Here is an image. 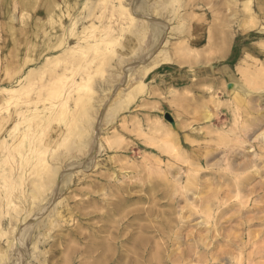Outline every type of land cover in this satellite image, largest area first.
Segmentation results:
<instances>
[{
	"label": "rangeland",
	"instance_id": "1",
	"mask_svg": "<svg viewBox=\"0 0 264 264\" xmlns=\"http://www.w3.org/2000/svg\"><path fill=\"white\" fill-rule=\"evenodd\" d=\"M7 1L4 14L0 12V79H9L15 74L16 52L19 51V56L25 61L27 56H32L39 47V44L35 47L29 44L26 46L25 40L29 36L24 35L23 31L29 30L30 24L39 17L36 16L35 9L39 8L42 0L37 4L36 0H33L27 8L20 0ZM62 1L64 0L57 1L60 8H63ZM76 1L77 4L70 8L71 11L63 16L64 24L61 28L63 44L74 46L75 49L73 52L67 51L59 61L55 60L56 65L48 63L46 68L42 69L44 74H40V71L31 74L33 76L30 75L28 79L30 83L26 82V88L30 90L27 95H24L26 89H23L22 93L18 92L21 95L17 100L28 97L30 101L31 98L40 101L39 108L32 112V118L27 115L24 119L18 116L11 120L10 110L15 108V101L8 110L0 108V111L4 112H0V131L5 130L3 134L6 135V142H0V264H109L105 258L96 259L92 254L76 253V245L84 247L88 243L86 238L80 240L76 237V228L88 233L94 230L91 225L96 222V219L87 220V216L82 214L91 210L92 206L81 205L78 209L76 202L85 201L90 195L100 196L104 188L91 185L104 167L109 173H117L115 176L119 180L115 183L123 184L129 194H132L127 197L138 194L137 196L146 199L153 195V199L144 201L126 199L124 209L127 211L124 210L121 214L127 215L121 216L124 222L132 217L135 210L138 212L142 208L143 211V208L152 206L155 213L150 220L142 219L138 222L154 228L159 227L165 232L168 229H163L161 222L168 221L169 216H172L171 230H168V233L179 237L180 241L171 247L175 253L166 259H154L156 263L150 257L148 259L152 260L151 262L140 261L138 264H239L241 257H250L251 254H254L258 264H264V74L243 77L240 73L242 56L239 57L241 60L238 65L235 62L229 63L235 78L239 79L245 88L254 91L246 97V104H240L231 93L230 80L225 78V72L217 65V62L220 64L219 61L223 62L227 57L215 60L211 55L213 52H210L218 46L219 40L217 35L210 38L213 32L209 31L215 25L220 27L219 24L224 19V22L229 20L227 24L231 25L229 29L232 30V27L236 26L237 14L234 17V11L218 7L217 0H212V4L204 0H122L121 4L127 5L130 14L140 19L137 25H128L117 8L119 0ZM228 4L232 5L230 2ZM209 7L214 10L213 17ZM11 14L15 16L14 21L10 19ZM50 14H45L36 21L39 24L37 39L35 37L37 41L50 35L53 42V37L58 34L56 30L59 26L48 22ZM218 14L220 15L217 16ZM260 21V26L248 29V35L245 36V42L254 48L249 52L259 59L258 62L264 61L263 54H255L257 50L264 51V38L256 34L261 33L257 27H264L263 19ZM152 23L160 25L161 34L163 33L162 37L159 36L161 42L157 49L163 50L169 59L181 60L175 65L186 70L185 74H180L184 80L179 83L187 85L202 78L205 82L199 85L201 91L178 88L179 83L174 78L177 72L173 68L170 70L172 64H164L168 67L167 71L159 75V79L165 78V83L148 78L149 73L144 78L140 75L142 87L141 84H133V87L129 83L126 85V82H116L122 69L154 66L153 57L147 54L152 44L151 28L148 25ZM8 27L12 29L7 31ZM94 29L96 33L93 32ZM129 39L133 40V46L129 44ZM61 47L63 45L57 51L61 50ZM53 54L57 55L59 52L48 55ZM41 57L37 60V66L39 63L46 64L45 57ZM163 57L164 55L160 56L159 60ZM172 59V62H168L176 63ZM260 64L261 62L259 66ZM30 65L32 62L24 65L25 72L32 69ZM51 71L56 72L54 74ZM212 71L219 74H213ZM187 74L193 76L187 78ZM2 86L1 84L0 87ZM109 86L111 88L108 90ZM67 87L70 89L66 90ZM77 88L81 90L78 91ZM128 90H132L134 98H131L130 94V97H126L124 91L127 94ZM36 92H40L39 96ZM33 93H36L37 97ZM0 95V101L5 99L4 104L6 98L11 96L7 97L3 91H0ZM17 96L18 94L12 95L8 99L12 101ZM42 101H47V106L43 105ZM102 104L108 107V111L106 108L100 111ZM43 110L63 113L61 118L64 121H58L54 116H45L47 112ZM206 110L211 114L209 120L203 119ZM80 116L83 120L78 119ZM92 119L96 127L92 124L90 126ZM86 123L88 124L85 125ZM6 129L12 131L10 136H7ZM26 129L31 130L25 131ZM23 134L26 137H23ZM91 142L96 143L93 149L96 146L97 156L91 151ZM99 143L103 146L113 144L114 147L109 151L102 148L97 153ZM138 145L140 148H137ZM50 151L59 154L61 159L60 162H54V165L49 164L55 167L54 172L47 169L48 165L45 163L52 154ZM91 159L103 161L104 164L94 168H91L90 164L87 167ZM18 160L21 161V172L23 171L24 176L22 178L17 177L15 170ZM244 165L246 169H243ZM249 174L252 177L248 183L239 187L232 186L233 178L238 180ZM177 179L181 182L178 183ZM105 182L107 184L106 180ZM151 186L154 188H150ZM54 190H57L56 194L51 197ZM168 190L171 192L170 196H164V192ZM203 199L205 202L201 206ZM59 201L65 202L73 209L68 216L57 221L51 215L54 203ZM213 201L216 202L215 205L212 204ZM207 205L213 206L205 208ZM30 206L32 212L25 218V211ZM180 221H186L182 230L177 228L184 223ZM27 227L30 229L28 228L26 234V248L24 245L19 247L16 238L21 234V230ZM177 230L181 232L178 233ZM200 235H203L202 247L196 252ZM156 239L163 242L158 236ZM9 240L17 243L19 250L14 243L13 248L7 249ZM183 250H188L190 254L180 257L177 252ZM243 264H246L245 260Z\"/></svg>",
	"mask_w": 264,
	"mask_h": 264
},
{
	"label": "bare ground",
	"instance_id": "2",
	"mask_svg": "<svg viewBox=\"0 0 264 264\" xmlns=\"http://www.w3.org/2000/svg\"><path fill=\"white\" fill-rule=\"evenodd\" d=\"M58 0H42V2H40V6L39 8H36L35 9V12H36V16H39V17H36V19L30 24L31 26H29V30L25 29L23 31L24 35L26 36H29L28 39L25 40V44L27 46V44H29L31 47H35L36 44H39V47H37L36 51L33 53L32 56H27L28 59L27 60H23V58L21 59V57L19 56L20 53L19 51L16 52V64H15V69H14V72L15 74L10 76L9 79H0V86L1 84L3 85L2 87H0V91H3L4 94H6V96H15L18 94V96L16 97V99L12 100V101H9L10 97L6 98L7 101L6 103L4 104V101L5 99H3L2 103H0V108H3V109H7L8 110V107L13 103L15 104V108L12 109L11 107V110H10V118L11 120L15 117H21L22 119H24L27 115L30 116L32 118V112L36 109V108H39V102L36 101L35 98H31L32 100H27L25 98H21L19 100H17V98H19V96L21 94H19L18 92H21L23 89H28L26 88V82H29L28 79H29V76L31 74H33L34 72L36 71H40L41 73L40 74H44L42 73V69L46 68L45 66L48 64H55L56 61H59L60 59H62V57L64 55H66V52L67 51H72L74 50V46H69L67 44H63V39H62V33H61V28H62V24H64V21H63V16L65 14H68V12L71 11V7H74L75 4H77V1L76 0H64L62 1V6L63 8H60V4L57 3ZM206 3H211L213 2L212 0H204ZM33 0H20V3L22 5H27L26 8L28 7V4H32ZM39 2V0H36V4ZM89 2V1H88ZM124 2V1H123ZM174 2V1H173ZM203 2V0H202ZM231 3L232 5H229L228 3ZM7 3L8 1L7 0H0V12L2 14H4V11L6 10V6H7ZM122 3V0H119V3H118V7L119 10H120V16L123 18V20L125 21L126 24L128 25H137L139 23V20L140 19H137L135 17L132 16V14H130L129 12V9L126 7L127 5L125 4H121ZM212 4V3H211ZM131 5V4H130ZM138 5V4H137ZM216 5L218 7H222L223 9L227 8L228 10H232L234 11V17H235V14H237V22L236 23V26L235 27H232V30L229 29L231 28L227 22H229V20H227V22H224L222 21V23H220V27L219 26H214V28L212 27L211 31L209 32H213V33H209L210 34V38L213 37L214 35H217V39L219 40L218 42V46L215 48V49H211L210 52H213L211 53L212 55V58H214L215 60H218V59H224L226 58L223 62L222 61H219L220 64H218L217 62V65H220V67L223 69V72H225L226 74V77L228 80H230L229 82L231 83V93L232 95H235V98L241 103L243 104H246V97L252 95L254 93L253 90L251 89H248V88H245V86H243V84L240 82L239 79H236L235 78V74L234 72L232 71V69L230 68V64L231 62H235V64L237 63V65L239 64L238 62L241 60L239 57L242 56V64H240V73L243 77H254L255 74L257 75V73H260V74H264V68H262L261 66L264 67V64L263 62L264 61H260L261 62V66H259V63L258 60L259 59H256L255 56H253V54H251L249 51L252 49H254L251 45L248 44V42L246 41L245 42V36L248 35L246 34L247 30L248 29H253V27L255 28L256 26H260L261 24V19H263L264 21V0H217L216 1ZM129 6V5H128ZM132 6V5H131ZM143 6V4H142ZM212 6V5H211ZM130 7V6H129ZM216 7V6H215ZM221 8V10H222ZM41 10V11H40ZM131 10V9H130ZM210 11V15L212 16L213 13H214V10L212 9V7H209L208 9ZM218 10V9H217ZM227 10V12H228ZM133 12V11H132ZM51 13V14H50ZM134 13V12H133ZM218 13V12H217ZM229 13V12H228ZM28 14V13H27ZM45 14H50L49 15V19H48V22L50 21L51 23H54L56 26H59V28H57L56 30V33H58L54 38V41L52 42V40L50 39V35L48 37H45V38H42L41 41H37V34L39 33V24L36 22L38 20H40L42 18L43 15ZM225 14V13H224ZM134 15V14H133ZM209 15V14H208ZM220 14H218L217 16H219ZM226 16V15H225ZM213 17V16H212ZM15 18L14 14H11L10 15V19L13 20ZM205 18V17H204ZM217 18V17H215ZM224 18V17H223ZM44 19V18H43ZM76 19V18H75ZM221 19V18H220ZM228 19V18H227ZM235 19V18H234ZM78 20V19H77ZM122 20V21H123ZM223 20V19H222ZM14 21V20H13ZM79 21V20H78ZM151 21V20H150ZM212 21V20H210ZM219 21V20H218ZM233 20H231L232 22ZM75 24V22H74ZM213 24V23H212ZM264 24V22H263ZM10 25V24H9ZM214 25V24H213ZM74 26V25H73ZM94 26V25H93ZM148 26H150L151 28V39H152V44L150 46V48L148 49V52L147 54L151 55V57H153V63H154V66L150 67V68H147V67H138V68H135V69H128V70H125V69H122V72L120 73L119 78H115L117 79L116 82L118 83H122L124 84L126 82V85L129 83V85H139L141 84V87H142V81H140V75H143V78L144 76H146L148 73V78L150 79H153L155 78L156 81H158V83H165L166 80L165 78H162V79H159V75L163 72H166L167 71V68L166 65L164 64H167V65H171L172 66L170 67V70L173 68L175 72H177V76L175 75L174 78H176V82L179 83V81L181 80H184L180 74H185L184 71H186L184 68L182 67H177L175 64H178L180 63L181 60H179L178 58H175V59H172L173 61H175L176 63H170L168 61H171V59H169L167 57V54L161 49L158 50V45L160 44L161 41H159V36L162 37V34H161V26L160 25H157V24H149ZM92 27V26H91ZM110 27V26H109ZM9 30L7 31H10L12 29V27H8ZM96 28V27H95ZM256 30V29H255ZM257 30L261 33H256L260 36H262L261 38H264V27H257ZM133 31V30H132ZM94 33L95 32V29L93 31ZM92 32V33H93ZM194 32V31H193ZM214 32L216 34H214ZM48 33V32H47ZM134 33V32H133ZM131 33V34H133ZM142 34V33H141ZM158 34V35H157ZM191 34V33H190ZM134 35V34H133ZM137 35V34H136ZM157 35V36H156ZM212 35V36H211ZM79 36V35H78ZM128 36V35H127ZM126 36V38H127ZM23 37V35H22ZM25 37V36H24ZM36 37V39H35ZM92 37V35H91ZM94 37V36H93ZM101 37V36H100ZM133 37V36H131ZM89 39V38H88ZM96 39V38H95ZM103 39V38H102ZM105 39V38H104ZM162 39V38H161ZM82 40V39H81ZM214 40V39H213ZM20 41V40H19ZM126 41V40H125ZM24 42V41H23ZM22 42V43H23ZM106 42V41H105ZM117 42V41H116ZM129 44L131 46L134 45V42L132 39H129L128 40ZM101 43V42H100ZM118 43V42H117ZM136 43V42H135ZM99 44V43H98ZM102 44V43H101ZM120 44V43H119ZM137 44V43H136ZM63 45V47H61L62 49L61 50H58L57 49ZM76 45V44H75ZM121 45V44H120ZM149 45V44H148ZM21 46V45H20ZM19 46V48H20ZM95 46V45H93ZM114 46V45H113ZM112 46V47H113ZM130 46V47H131ZM120 47V46H119ZM27 48V47H26ZM34 49V48H33ZM56 50V51H54ZM95 50V49H94ZM111 50V49H110ZM210 50V49H209ZM45 52V53H44ZM52 52H56L59 54L55 55H51L49 56L48 54H51ZM73 52V51H72ZM110 52V51H109ZM163 52L165 54H163ZM31 53V52H30ZM65 53V54H64ZM68 53V52H67ZM86 53V52H85ZM242 54V55H241ZM255 54L257 56H261L263 54L264 56V51L260 50V51H256ZM48 55V56H47ZM164 55V57L162 59L159 60L160 56ZM210 55V54H209ZM42 56V57H41ZM41 58H44V62L45 63H39V65L37 66V60ZM211 58V59H212ZM56 60V61H55ZM94 60V59H93ZM167 61V62H166ZM28 62H32V65L31 66V70L29 71H26L25 72V69H23L24 65H26ZM39 62V61H38ZM172 62V61H171ZM206 62V61H205ZM209 62V61H208ZM152 63V64H153ZM45 64V65H44ZM56 65V64H55ZM54 65V66H55ZM91 66V65H90ZM122 66V65H121ZM259 66V67H258ZM28 67V66H27ZM239 67V66H238ZM56 68V66H55ZM126 68H128L126 66ZM82 69V68H81ZM84 70V69H83ZM121 70V68H120ZM259 70V71H258ZM52 72V71H51ZM54 74L56 71H53ZM52 72V73H53ZM20 73V74H19ZM211 73L213 74H216L219 72H215V71H212ZM18 75V76H17ZM37 75V74H36ZM35 75V76H36ZM199 75V74H198ZM33 76V75H31ZM114 76V75H113ZM193 75H190V74H187L186 77L187 78H190L192 77ZM195 76V75H194ZM258 76V75H257ZM38 77V76H37ZM87 77V76H86ZM115 77V76H114ZM163 77V76H162ZM81 78V77H80ZM34 79V78H33ZM38 79V78H37ZM109 79V77H108ZM142 79V78H141ZM246 79V78H245ZM249 79V78H247ZM154 80V79H153ZM174 80V79H173ZM254 80V78H253ZM34 81V80H33ZM40 81V80H38ZM91 81V80H90ZM247 81V80H246ZM252 81V80H250ZM35 82V81H34ZM33 82V83H34ZM80 82H83L80 80ZM203 82H205V80H203L202 78H199L198 80L190 83V84H187V85H182L179 83L178 85V88H186V89H189V88H192V89H197V90H200L201 91V87L199 86L200 84H202ZM249 82V81H248ZM253 82V81H252ZM256 82V81H255ZM30 83V82H29ZM32 83V81H31ZM85 83V82H84ZM115 83V82H113ZM222 83V81H221ZM220 83V84H221ZM244 83V82H243ZM5 84V85H4ZM224 84V83H222ZM251 84H254V83H251ZM37 85V83L35 84ZM73 84H71L72 86ZM76 85V83H75ZM94 85V84H93ZM102 85V84H101ZM128 85V86H129ZM133 85V87H134ZM144 85V84H143ZM177 85V84H176ZM64 86V85H63ZM96 86V84H95ZM94 86V87H95ZM33 87V86H32ZM30 87V88H32ZM76 87V86H74ZM81 87V86H80ZM84 87V86H83ZM89 87V86H88ZM35 88V87H34ZM62 88V87H61ZM60 88V89H61ZM68 89L66 90H69L70 87H67ZM72 88V87H71ZM85 89H87L86 87H84ZM105 88V87H104ZM111 88V86H109L107 89L109 90ZM131 89H133L132 87H130ZM136 88V87H135ZM222 87H220L221 89ZM78 91L81 90V88H77ZM83 89V88H82ZM128 89V88H127ZM255 89V88H254ZM25 90V91H26ZM36 90V89H35ZM89 90V89H88ZM107 90V91H108ZM184 90V89H183ZM28 91V92H27ZM24 95H27L30 90H27ZM38 91V90H37ZM71 91V90H70ZM84 91V90H83ZM90 92L92 91L91 89L89 90ZM151 91V90H150ZM204 91V90H202ZM215 91V90H214ZM24 92V91H23ZM41 92V91H40ZM40 92H36L37 95L39 96V93ZM65 93V91H63ZM85 92V91H84ZM125 92V95L127 97V95L130 97L131 95V98L132 96L134 95L132 93V90H128L127 94H126V91ZM224 92V91H223ZM16 93V94H14ZM22 93V92H21ZM32 93V92H31ZM35 93V94H36ZM34 94V93H33ZM34 94V95H35ZM88 94V92H87ZM130 94V95H129ZM185 94V93H184ZM117 95V94H116ZM123 97L125 96L123 93H122ZM214 95V94H213ZM1 96V95H0ZM36 96V95H35ZM63 96V94H61V97ZM70 96V94H69ZM76 96V95H74ZM22 97V96H21ZM37 97V96H36ZM42 98V95L40 96ZM68 97V96H66ZM72 97V96H71ZM3 98V96H2ZM39 98V97H38ZM60 98V96H59ZM134 98V96H133ZM78 99H80V97H78ZM38 100V99H37ZM46 100V99H44ZM52 100V99H51ZM61 100V99H60ZM68 100V99H66ZM84 100V99H82ZM101 100V99H99ZM0 101V102H1ZM15 101V103H14ZM29 101V102H27ZM48 101V100H47ZM46 101V102H47ZM59 101V100H58ZM65 101V100H63ZM106 101V100H104ZM9 102V103H8ZM45 101H42L41 103L45 106H47ZM236 102V101H235ZM8 103V104H7ZM85 105V103H83ZM52 105V104H51ZM56 105V104H54ZM58 105V103H57ZM56 105V106H57ZM63 105H65L64 109L66 108V103L64 102ZM13 106V107H14ZM44 106V107H45ZM56 106H52V107H56ZM100 106V105H99ZM17 107V108H16ZM62 107V106H61ZM60 107V108H61ZM50 108V107H49ZM59 108V109H60ZM97 108V107H96ZM95 108V109H96ZM105 109L106 107H104V104H102V107L99 108L100 111L102 109ZM108 108V107H107ZM106 108V109H107ZM56 110V109H54ZM54 110H43L44 112L46 111L47 113L45 114V116H54L58 121H64L63 118H61V115H63V113L61 114L59 111H54ZM67 110V109H66ZM82 110V109H81ZM85 111V110H84ZM83 111V112H84ZM108 111V109H107ZM1 112V111H0ZM6 112V111H5ZM40 112V111H39ZM42 112V111H41ZM82 112V113H83ZM88 112V111H87ZM1 113H4V112H1ZM8 113V111H7ZM79 113V112H77ZM76 113V115L78 116V114ZM97 113V111H96ZM43 113H41L42 115ZM66 114V112H65ZM98 114V113H97ZM36 115V114H35ZM97 116V115H96ZM99 116V115H98ZM110 116V115H109ZM38 117V116H37ZM36 117V118H37ZM82 116H80V118H78L79 120L82 119L81 118ZM264 117V116H263ZM28 118V117H27ZM30 118V120H31ZM84 118V117H83ZM94 118V117H92ZM211 118V114H210V111L206 110L203 114V119H206V120H209ZM47 118H45L46 120ZM74 119V118H73ZM86 119V117H85ZM96 119V118H95ZM20 120V119H19ZM36 120V119H35ZM49 120V119H48ZM47 120V121H48ZM78 120V121H79ZM83 120V119H82ZM88 120V119H86ZM28 119L26 120V123H27ZM77 121V120H76ZM15 122H18L15 120ZM14 122V123H15ZM23 122V121H22ZM21 122V123H22ZM50 122V120H49ZM53 122V121H52ZM85 122V121H84ZM13 123V124H14ZM30 123V121H29ZM69 123V122H68ZM41 124V123H40ZM50 124V123H49ZM88 123H86L85 125H87ZM94 126L96 127V123L93 124V119L90 123V126ZM72 125V124H71ZM18 126V124L16 125ZM26 126H29V125H26ZM39 126V125H38ZM53 126V125H52ZM51 126V127H52ZM69 126V125H68ZM11 127V126H10ZM40 127V126H39ZM50 127V129H51ZM89 127V126H88ZM93 127V129H94ZM29 128V127H28ZM58 128H59V125H58ZM67 128V127H66ZM92 128V127H91ZM11 129V128H10ZM8 131L7 133V136H10L12 134V131ZM90 129V128H89ZM100 129V128H99ZM21 130V129H20ZM29 129H26L25 131H28ZM31 130V129H30ZM29 130V131H30ZM91 130V129H90ZM5 130H1L0 131V142H4L5 138H6V135L3 134ZM15 131V130H14ZM17 131V130H16ZM83 132V130H81ZM94 130H92L93 132ZM139 132V131H138ZM166 132V131H165ZM17 133V132H16ZM81 133V132H79ZM20 134V133H19ZM26 134V133H25ZM42 134V133H41ZM91 134V133H90ZM89 134V135H90ZM94 134V133H93ZM28 135V134H27ZM15 136V135H14ZM25 135L23 134V137ZM95 136V135H94ZM170 136V135H169ZM18 137V136H17ZM16 137V138H17ZM26 137V136H25ZM238 137V136H237ZM15 138V139H16ZM20 137H18L19 139ZM88 138H90L88 136ZM95 139V137H94ZM20 140H22V138H20ZM87 140V138L85 139V141ZM12 141V140H11ZM14 141V140H13ZM19 141V140H18ZM6 142V141H5ZM20 142V141H19ZM94 142V140L92 141ZM91 142V151L93 150L94 152L96 151V146L95 148L93 149V146L94 144L96 143H92ZM9 143V142H8ZM12 143V142H11ZM9 143V144H11ZM61 143V142H60ZM1 144V143H0ZM98 144V143H97ZM175 144V143H174ZM82 145V144H81ZM113 145V144H112ZM111 144H107L106 146H103L102 144L99 143V146L97 147V153L98 151L100 152L102 148L105 149V151H109L110 149H112ZM9 146V145H8ZM14 146V145H12ZM15 147H18V146H15ZM14 147V148H15ZM28 147V146H27ZM47 147V146H46ZM57 147V145H56ZM55 147V149H57ZM85 147V145L83 146ZM36 148V147H35ZM51 148V147H50ZM54 148V147H53ZM59 148V146H58ZM137 148H140V145H138ZM49 149V148H48ZM47 149V150H48ZM19 150V149H18ZM17 150V151H18ZM42 150V149H41ZM45 150V149H44ZM44 150H43V153H44ZM53 150V149H51ZM90 150V149H88ZM116 150V149H115ZM229 150V149H228ZM13 151V150H12ZM55 151V150H54ZM53 151V152H54ZM59 151V149H58ZM16 152V151H15ZM52 153V151H50ZM56 152V151H55ZM72 152V151H71ZM228 152V151H227ZM33 153V152H32ZM47 153V152H46ZM57 153V152H56ZM50 154V157H48L46 159V162L47 163L46 165H48L47 169H50L51 171L54 172L55 170V167H52L51 165L49 164H52L54 165L55 163L54 162H60V155L59 154ZM93 153V152H92ZM39 154V153H37ZM231 154V152H230ZM9 155V154H8ZM59 155V156H58ZM95 156L96 155V152H95ZM230 156V155H229ZM234 158L236 157V155H233ZM23 157V156H22ZM21 157V158H22ZM91 157V156H90ZM94 157V156H93ZM10 159V158H9ZM17 159V158H16ZM24 159V158H23ZM22 159V160H23ZM44 159V158H43ZM89 159V158H88ZM6 160V158H5ZM25 160V159H24ZM27 160V158H26ZM232 160V159H231ZM13 161V160H12ZM21 161L18 160L17 163V168L15 169L16 170V173H17V177L19 178H22L23 176V171L21 172ZM28 162V161H26ZM30 162V160H29ZM84 162V161H83ZM43 163V162H42ZM227 163V162H226ZM60 164V163H59ZM90 164H92L91 168H94L100 164H104L103 161L99 162L98 160L95 161V160H92L91 159V162L89 160L88 164H87V167L90 166ZM28 165V164H27ZM248 165V164H247ZM246 165V166H247ZM5 166V164H4ZM50 166V167H49ZM109 166V165H108ZM233 166V165H232ZM237 166V165H236ZM16 167V166H15ZM46 167V166H44ZM246 169L247 167H245V165L243 166V169ZM57 169V167H56ZM85 169V168H84ZM114 169V168H113ZM10 170V169H9ZM25 170V169H24ZM38 170V169H37ZM101 171V170H100ZM1 172V171H0ZM10 172V171H9ZM34 172V170H33ZM48 172V171H47ZM60 174V173H59ZM115 174L117 173H109V170L106 169V167L102 168V173H100V175L98 176V178L96 179V181H93L92 182V187H97V188H104L103 191H101L102 193L99 195H90L85 201L84 200H81L80 202L77 201L76 202V208H80L81 205H86V206H92L91 210H87L85 211L84 213H82L84 216H87V220H95L96 219V222L93 223L92 228L94 230H90L88 233H84L82 231L79 230V228H76V237H79V239H83V238H86L88 243L86 246L84 247H81V246H78L76 245V253H81V254H92L93 257H95L96 259L98 258H105L109 261V264H113V263H116V264H138L140 261H144L146 262L147 260L149 261L148 258H153L152 260H162V258L166 259L168 258L169 256H172V254L175 253L174 250H172V245L174 243H177V242H180L179 241V237H174L172 235H169L168 233V230H171V222H172V216H169V220L166 221V222H161L162 223V227H164L163 229H168L167 231L164 232V230L162 231L159 227H151L149 225H144V224H140L138 221L139 220H142V219H149L151 218L152 215H154L155 213V210L154 208L151 206V207H146V208H143L144 210L142 211V208L139 209V211L137 212V210H135L136 212H132L133 215L132 217L129 218V220L127 221H123V217L121 216H125V215H121L122 212L126 209L125 206V200H131V199H137L138 201H144L146 199H153L152 196L153 195H149L148 198L145 199V197L143 196H137V195H134L133 196H128L127 195H132V194H129V190L125 189L126 187L123 186V184H119V183H115L117 180L119 179H116L117 177L115 176ZM73 176V175H72ZM95 176V175H94ZM24 177V176H23ZM252 175L249 174L247 176H244V177H240V179L236 180L235 178H233V182H232V186L233 187H239L240 185H244L246 183H248V181L251 179ZM9 178V177H8ZM119 178V177H118ZM229 178V177H228ZM56 179V178H55ZM188 179V178H187ZM193 179V178H192ZM105 180L107 181V184L105 182ZM178 183L181 182L180 179H177ZM190 180V179H188ZM9 181V180H8ZM46 181V180H45ZM53 181V180H52ZM110 181V182H109ZM114 181V182H113ZM193 181V180H191ZM191 181H190V184H191ZM20 182V181H19ZM50 182V181H49ZM121 182V181H120ZM195 182V181H193ZM21 183V182H20ZM19 183V184H20ZM29 182H27V185H28ZM131 183V182H130ZM133 183V182H132ZM33 183L31 182L30 185H32ZM51 184V183H50ZM157 184V183H156ZM12 185V184H11ZM40 185V184H39ZM2 186V184H1ZM29 186V185H28ZM34 186V185H33ZM59 186V185H58ZM106 186V187H104ZM39 187V186H38ZM127 187H130L127 185ZM34 188V187H33ZM150 188H154L153 186H151ZM149 190H152L150 189ZM21 190V189H20ZM32 190V189H30ZM53 191V190H52ZM56 191L57 190H54V192L51 194V197H53L55 194H56ZM32 192V193H31ZM31 195L33 194V191H31ZM98 193V192H97ZM128 193V194H127ZM139 193V192H138ZM170 191H165L164 192V196H170ZM21 194V193H20ZM151 194V193H150ZM153 194V193H152ZM30 195V194H28ZM142 195V194H141ZM178 197V196H177ZM225 197V196H224ZM12 199V198H11ZM16 199V197H15ZM55 199V198H54ZM53 199V200H54ZM10 200V199H9ZM29 200V199H28ZM13 201V200H11ZM17 201V200H16ZM148 201V200H147ZM212 201V200H211ZM32 200H31V204H32ZM52 202V200H51ZM69 202V201H68ZM205 200H201V206L204 204ZM37 203V202H36ZM210 203V202H209ZM56 204V205H55ZM60 204V205H59ZM213 205L216 204L215 201H213L212 203ZM15 205V204H14ZM34 205V204H32ZM212 205V206H213ZM53 206V204H52ZM51 206V207H52ZM210 205H207L205 206V208H209V207H212ZM228 207V206H227ZM53 208V207H52ZM50 209V208H49ZM71 209H73L72 207H69L68 205L65 204V202H57V203H54V210H53V216L57 221H59L60 219L64 218V216H68L71 212ZM137 209V207H136ZM18 210V209H17ZM22 210V209H21ZM48 210V209H47ZM52 210V209H51ZM224 210V209H223ZM49 211V210H48ZM127 211V210H126ZM134 211V210H133ZM142 211V212H140ZM21 212V211H20ZM19 212V213H20ZM27 213V216L25 218L28 217V215L30 214V212H32V207L30 206L29 209L27 211H25ZM41 212V211H40ZM125 212V211H124ZM123 212V213H124ZM128 212H131V211H128ZM18 213V212H17ZM25 213V214H26ZM127 213V212H126ZM157 213V212H156ZM223 213V212H222ZM35 215V214H34ZM127 217V215H126ZM125 217V218H126ZM13 219H11V222H12ZM15 220V218H14ZM166 220V219H165ZM8 221V220H7ZM16 221V220H15ZM179 221V220H178ZM41 222V221H40ZM180 222H184L183 224H180V226H177V228L179 230H182L184 227H185V222L186 221H180ZM9 223V222H8ZM14 223V222H13ZM91 222H87V224H90ZM12 224V223H11ZM10 224V225H11ZM15 225V224H14ZM34 225V224H33ZM13 226V225H12ZM38 226V225H36ZM152 226H155V225H152ZM30 227V226H29ZM29 227L25 228L24 230H21V234L18 235L19 237H17L16 241L19 242V247L20 246H23L25 247V241H26V234L28 232V230L30 229ZM44 227V226H43ZM13 228V227H12ZM29 228V229H28ZM165 229V230H166ZM9 230V229H8ZM7 230V231H8ZM14 230V229H13ZM34 230V228H33ZM202 230V229H201ZM18 232H20L18 230ZM178 232V230H177ZM181 232V231H179ZM178 232V233H179ZM177 233V234H178ZM8 234V232L6 233ZM174 234H175V231H174ZM156 236H158V238H162L163 239V242H159L157 241L156 239ZM176 236V234H175ZM189 239V238H188ZM199 243L196 247V252H199L201 250V247H202V241H203V235H200L199 237ZM83 241V240H82ZM81 241V242H82ZM22 242V243H21ZM14 242L13 241H8L7 242V246L9 245V247H7V249H9L10 247H12V244ZM36 244V243H35ZM14 245L16 247L17 246V243ZM13 245V246H14ZM264 245V244H263ZM19 247L17 250H19ZM23 247V248H24ZM22 248V249H23ZM26 248V247H25ZM35 249V248H34ZM262 250V248H261ZM25 254V250H23ZM152 251L154 253H152ZM68 252V251H67ZM179 253L178 255L180 257H185L187 256L188 254H190L188 252V250H183L181 252H177ZM195 253V252H194ZM260 253V252H259ZM18 254V253H17ZM28 254V253H27ZM26 254V255H27ZM256 256L258 254H255ZM17 256V255H16ZM25 256V255H24ZM198 256V255H196ZM262 256V255H261ZM17 257H21L20 254H18ZM259 257V256H257ZM24 258V257H23ZM161 258V259H160ZM207 258V257H206ZM262 258V257H261ZM6 259V258H5ZM95 259V260H96ZM104 259V260H105ZM16 261L18 259H15ZM151 260V261H152ZM154 260V262H155ZM182 260V259H181ZM243 260H245V263L246 264H258L255 257H254V254H251L250 257H241L240 260H239V264H243ZM23 261V260H22ZM149 261V262H151ZM9 262V261H8ZM14 262V261H13ZM19 263V262H18ZM156 263V262H155ZM15 264V263H14ZM105 264V263H104ZM108 264V263H107Z\"/></svg>",
	"mask_w": 264,
	"mask_h": 264
}]
</instances>
